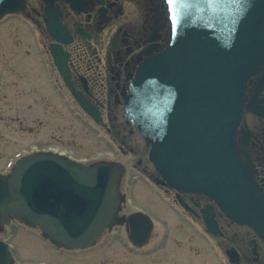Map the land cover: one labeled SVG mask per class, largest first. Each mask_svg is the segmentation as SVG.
Segmentation results:
<instances>
[{
  "label": "water",
  "instance_id": "obj_1",
  "mask_svg": "<svg viewBox=\"0 0 264 264\" xmlns=\"http://www.w3.org/2000/svg\"><path fill=\"white\" fill-rule=\"evenodd\" d=\"M45 1L51 10L56 0ZM66 1L77 9L86 3ZM169 2L170 45L135 79L127 96L129 116L150 139L149 155L163 183L214 196L227 216L264 237V194L236 143L247 82L264 63V0ZM22 6L23 0H0V19ZM52 53L69 81L61 47ZM122 171L117 163L87 165L52 151L24 156L11 174L0 175V229L17 218L58 246H92L119 222ZM131 219L137 222L132 241L147 242L154 226L150 216ZM208 225L216 232V225ZM14 263L9 244L0 240V264Z\"/></svg>",
  "mask_w": 264,
  "mask_h": 264
},
{
  "label": "rangeland",
  "instance_id": "obj_2",
  "mask_svg": "<svg viewBox=\"0 0 264 264\" xmlns=\"http://www.w3.org/2000/svg\"><path fill=\"white\" fill-rule=\"evenodd\" d=\"M35 1L36 11L26 7L27 14L0 21V173L9 169L11 156L19 158L38 147L62 151L87 163L122 162L126 167L122 190L128 201L121 215L143 209L153 217L155 227L144 248H131L125 227L118 226L112 235L106 232L98 246L78 254L53 249L40 238V230H26L14 223L0 237L13 235L16 264H231L218 241L206 237L204 228L182 212L172 194L160 191L141 175L137 160L146 150L141 135L125 138L127 131L121 133L119 128L110 133L80 109L54 66L40 26L42 8ZM142 2L121 0L126 14L117 18V27L128 25L140 31L145 18ZM116 23L96 32L94 55L106 57L104 46H111L109 34L116 31ZM97 64L86 71L88 77L97 71ZM113 106L122 120L123 105ZM123 139L127 153L117 146Z\"/></svg>",
  "mask_w": 264,
  "mask_h": 264
},
{
  "label": "flooded vegetation",
  "instance_id": "obj_3",
  "mask_svg": "<svg viewBox=\"0 0 264 264\" xmlns=\"http://www.w3.org/2000/svg\"><path fill=\"white\" fill-rule=\"evenodd\" d=\"M120 1L88 0V5L83 11L72 10L67 3L62 1L56 4L61 11L63 24L72 35V42L65 45V49L69 52L73 88L82 92L100 110L99 124L104 125L110 133L119 128L121 133L127 131L125 138L133 137L136 133L141 135L146 143V150L138 158L137 164L141 168V173L152 181L159 174L148 159L146 137L136 129L131 121L124 118L125 113L122 114V120H119L120 115L113 104L123 105L125 109L123 97L140 63L149 55L163 50L168 44L171 32L168 4L166 0H143L145 18H143L142 29L139 31L128 25L117 27V18L126 14ZM35 2V0L28 2L27 8L36 11ZM37 2L42 8L41 12H38L42 18L40 26L43 27V33L49 45L53 38L46 31L45 4L42 0H37ZM114 23H116V31L109 34L111 46L107 44L104 46L106 57L94 55L93 50L96 52V49L93 41L96 38V32L100 29L105 31L110 26L113 28ZM93 63H98L97 71L88 77L85 73L92 69L91 64ZM73 88L67 87L69 91ZM247 95V103L252 105L250 109L253 111L246 110L244 113L238 130V142L241 148L244 147L247 150L248 159H245L252 169L254 179L264 192V64L260 72L251 78ZM120 121L124 124L121 125ZM115 134L119 136L116 132ZM126 142L123 139L118 144L123 153H127ZM128 148L134 152V147L128 146ZM159 187L164 193L173 195L184 214L192 222L204 228L207 238L218 241V245L228 259V253L232 252L237 259L235 264H264V240L251 227L239 225L227 218L211 196L196 192H178L177 189L162 185ZM209 206L214 207L216 211L220 226L218 235L210 233L205 224V210ZM117 226H123L127 231L133 229L130 219H123L122 223ZM117 226L110 229V235L116 232ZM100 243L101 241L96 246ZM129 245L133 249L145 247L135 246L131 242ZM60 250L67 253L76 252Z\"/></svg>",
  "mask_w": 264,
  "mask_h": 264
}]
</instances>
